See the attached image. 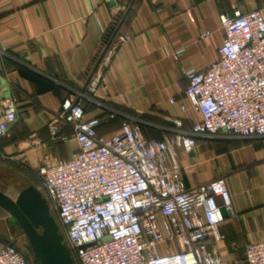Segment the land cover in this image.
I'll list each match as a JSON object with an SVG mask.
<instances>
[{
  "label": "crops",
  "instance_id": "obj_1",
  "mask_svg": "<svg viewBox=\"0 0 264 264\" xmlns=\"http://www.w3.org/2000/svg\"><path fill=\"white\" fill-rule=\"evenodd\" d=\"M108 1L0 0V104L12 96L17 108L16 123L0 138V177L8 169L35 185L40 165L71 158L78 145L70 125L59 128L66 141L47 128L66 98L82 99L85 118L100 119L99 134L117 131L123 119L149 139L189 134L200 114L185 96L184 72L217 58L219 14L235 4L264 14V0H134L104 46L128 0ZM205 30L211 35L199 39ZM126 33L131 40L121 42ZM99 73L105 87L93 80ZM194 137L189 153L174 146L186 188L225 179L231 209H222L224 238L215 250L222 264H245L246 245L264 240V136Z\"/></svg>",
  "mask_w": 264,
  "mask_h": 264
},
{
  "label": "built area",
  "instance_id": "obj_2",
  "mask_svg": "<svg viewBox=\"0 0 264 264\" xmlns=\"http://www.w3.org/2000/svg\"><path fill=\"white\" fill-rule=\"evenodd\" d=\"M219 22L224 36L217 58L203 71L184 72L185 96L200 114L189 134L149 139L126 119L117 131L99 134L100 119L85 118L80 97L66 98L48 122L50 137L62 141L69 137L60 125L68 123L78 145L70 159L44 163L37 174L79 264H222L215 244L224 238L222 209H231L225 179L187 189L174 150L180 143L191 152L196 135L264 136V14L235 4ZM210 35L205 30L198 37ZM131 38L120 36L121 42ZM94 79L105 87L102 73ZM16 109L12 96L1 101L0 138L16 123ZM244 262L264 264V240L246 245ZM0 264L28 261L0 240Z\"/></svg>",
  "mask_w": 264,
  "mask_h": 264
},
{
  "label": "water",
  "instance_id": "obj_3",
  "mask_svg": "<svg viewBox=\"0 0 264 264\" xmlns=\"http://www.w3.org/2000/svg\"><path fill=\"white\" fill-rule=\"evenodd\" d=\"M0 207L8 214L7 227L13 226L25 236L34 264H75L46 198L34 185L24 187L15 200L0 190Z\"/></svg>",
  "mask_w": 264,
  "mask_h": 264
},
{
  "label": "rangeland",
  "instance_id": "obj_4",
  "mask_svg": "<svg viewBox=\"0 0 264 264\" xmlns=\"http://www.w3.org/2000/svg\"><path fill=\"white\" fill-rule=\"evenodd\" d=\"M3 175H4L3 177H0V179H1L0 189H2V191H4L12 199H16L19 192L24 187H26L29 183L32 182L31 179H26L23 177L21 178V176H19L18 174H16L13 171H9L8 169L5 170V173H3ZM34 183H35V185H37L40 188L41 194L47 200L46 193H45V190H44L43 185H42V179L40 178V176L38 174L36 175V180H34ZM47 203H48V200H47ZM50 212L57 222L58 217H57L56 210L51 208ZM7 215L8 214H6L5 212L0 210V239L16 245L20 250H22L24 252V254L26 256L31 258L30 252L28 250H25L23 247V246L27 245V241H26L25 236L19 230L18 231L15 230V228L13 226H11L10 229L7 227V224L5 222V218ZM38 230L40 231V228H38ZM59 232H60V230H59ZM10 233L15 234V235H12ZM27 247H28V245H27Z\"/></svg>",
  "mask_w": 264,
  "mask_h": 264
},
{
  "label": "trees",
  "instance_id": "obj_5",
  "mask_svg": "<svg viewBox=\"0 0 264 264\" xmlns=\"http://www.w3.org/2000/svg\"><path fill=\"white\" fill-rule=\"evenodd\" d=\"M134 0H128L125 4V9L123 11H119L115 18H114V21L113 23L111 24V26L109 27L107 33L105 34V37H104V46H106V44L110 41V39L115 35V33L117 32L118 28H119V25L120 23L122 22L123 20V17L125 15V12L126 10H128L132 3H133ZM2 191V189H0ZM3 193H5L4 191H2ZM6 194V193H5ZM10 197V196H9ZM15 200V199H14ZM0 210L5 212V210L3 208L0 207ZM6 213V212H5ZM1 240V239H0ZM7 242V241H6ZM16 246V245H15ZM17 247V246H16ZM25 250H28L31 254V258H29L28 256L27 257V261H28V264H34L32 262V253L30 251V249L26 246H23ZM71 256L74 258V261H75V264H79L75 258V256L73 254H71Z\"/></svg>",
  "mask_w": 264,
  "mask_h": 264
}]
</instances>
